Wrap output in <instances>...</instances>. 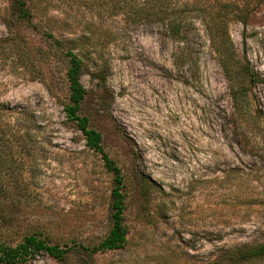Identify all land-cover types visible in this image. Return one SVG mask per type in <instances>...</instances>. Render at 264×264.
<instances>
[{
	"label": "rangeland",
	"instance_id": "1",
	"mask_svg": "<svg viewBox=\"0 0 264 264\" xmlns=\"http://www.w3.org/2000/svg\"><path fill=\"white\" fill-rule=\"evenodd\" d=\"M11 1L0 0V103L10 128L28 132L2 147L17 226L0 225V241L40 231L71 247L63 261L40 252L25 264H264L221 257L264 241V81L247 82L236 109L210 37L218 31L263 76L264 0H195L186 41L132 16L129 3L117 11L116 0H28L26 18ZM56 40L82 59L79 113L123 177L119 249L77 248L108 232L114 182L65 117L67 59Z\"/></svg>",
	"mask_w": 264,
	"mask_h": 264
},
{
	"label": "trees",
	"instance_id": "2",
	"mask_svg": "<svg viewBox=\"0 0 264 264\" xmlns=\"http://www.w3.org/2000/svg\"><path fill=\"white\" fill-rule=\"evenodd\" d=\"M195 0H116V10L119 11L126 3H129L128 10L132 16H143L147 21L157 20L166 29L169 36L177 41H186L187 31L192 27H184L187 19L188 6L193 5ZM208 2L204 4L207 7ZM12 8L22 18L32 15L28 0H12ZM242 13L243 15L246 14ZM208 28V27H206ZM211 32V31H210ZM210 37L215 45L214 51L218 54V60L224 75L231 84L232 97L234 99L235 108H239L240 100L246 98L248 92L247 82L253 84L263 82L264 75L261 76L250 67L249 61L243 57L240 59L233 46L226 42H218L221 35L218 31L210 33ZM222 40V39H221ZM67 59V67L65 76L68 85V98L63 102V111L67 120L73 121L75 126L81 131L85 140V145L101 154L104 166L113 173L114 185L110 192V220L111 226L108 232L98 241L89 244H78L77 248L87 255L115 250L122 248L127 243L128 228L124 222L123 211L124 193L122 192L123 177L120 168L114 163L109 155L102 147V135L99 131L89 126L88 117L79 113L80 105L86 95V89L80 81L82 70V59L78 53L74 52V47L66 46L61 40H56ZM237 64V67H236ZM239 78V80H238ZM238 81V82H237ZM237 82V83H236ZM234 85L236 87L234 88ZM8 107L0 103V164L2 159L11 160V151H6V155L2 156L1 151L5 139L9 138L11 133L16 137H27V130L18 133L10 128L5 114ZM14 130V133H12ZM2 176L0 174V225L5 226L8 230L14 229L16 224L15 208L16 201L12 193H6L1 187ZM71 247L61 245L59 242H52L47 237H42L40 231L25 233L22 238L15 244L5 240L0 241V264H25L40 252H45L59 261L65 259L66 254ZM221 257L223 259L234 261H251L257 258H264V241L260 243H244L222 250Z\"/></svg>",
	"mask_w": 264,
	"mask_h": 264
}]
</instances>
